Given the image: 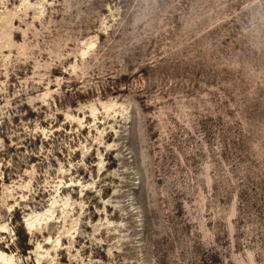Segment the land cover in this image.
<instances>
[{"label":"rangeland","instance_id":"374dc122","mask_svg":"<svg viewBox=\"0 0 264 264\" xmlns=\"http://www.w3.org/2000/svg\"><path fill=\"white\" fill-rule=\"evenodd\" d=\"M0 264H264V0H0Z\"/></svg>","mask_w":264,"mask_h":264},{"label":"bare ground","instance_id":"6f19581e","mask_svg":"<svg viewBox=\"0 0 264 264\" xmlns=\"http://www.w3.org/2000/svg\"><path fill=\"white\" fill-rule=\"evenodd\" d=\"M28 228L31 229L33 228L32 225L30 223H28Z\"/></svg>","mask_w":264,"mask_h":264}]
</instances>
